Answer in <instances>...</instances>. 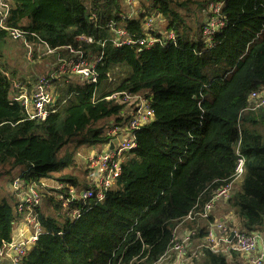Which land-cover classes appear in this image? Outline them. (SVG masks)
<instances>
[{
	"label": "trees",
	"instance_id": "trees-1",
	"mask_svg": "<svg viewBox=\"0 0 264 264\" xmlns=\"http://www.w3.org/2000/svg\"><path fill=\"white\" fill-rule=\"evenodd\" d=\"M217 1L137 0V13L128 15L124 0H91L89 5L84 0H4L10 7L7 29L27 31L31 44L41 40L56 51L44 74L58 71V56H70L67 47L99 61L96 84L56 73L49 115L29 120L20 103L11 100L21 90H10L15 82L30 94L38 77L25 78L0 58V168L18 170L27 185L65 198L69 189L92 190L78 174L77 149L105 143L108 120L120 122L123 106L106 97L141 93L153 110L102 201L75 198L64 205L42 194L35 210L42 234L19 264H157L178 238L181 223L198 247L219 219L186 217L201 211L229 181L236 148L244 157V174L225 200L231 217L226 227L228 232H264V133L259 131L264 130V108L244 112L250 93L264 89V0H224L215 15L208 7ZM193 6L198 13L192 30L186 18ZM147 16L160 17L175 41L148 49L113 43L116 28L134 39L143 36ZM212 17L224 19L226 27L208 47L202 31ZM7 40L8 32L0 30V57ZM74 139V150L59 160L60 149ZM68 168L74 171L63 172ZM40 178L61 187H43ZM11 201L16 199L0 198V247L12 239V222L19 218ZM241 257L202 247L191 264H227Z\"/></svg>",
	"mask_w": 264,
	"mask_h": 264
},
{
	"label": "built area",
	"instance_id": "built-area-1",
	"mask_svg": "<svg viewBox=\"0 0 264 264\" xmlns=\"http://www.w3.org/2000/svg\"><path fill=\"white\" fill-rule=\"evenodd\" d=\"M136 0H124L127 10H131L135 5ZM224 0L211 2L208 9L215 15L219 14ZM10 7L0 0V30L8 32L9 39L14 42L22 43L25 48V57L28 62L33 61L35 49H44L43 55L55 53V50L39 40L38 44H31L26 37L27 31L19 29H7L6 22L9 15ZM135 12L130 11L128 15ZM113 28V25L110 26ZM226 27L224 19L212 17L207 20V25L202 31L203 41L206 46L214 45V37L222 29ZM143 36L133 38L128 36V33L121 28L113 29L116 37L113 43L116 46L121 45H137L149 48L156 43L165 41L174 42L175 38L172 33H166L162 38H158L157 27L153 17H145L142 24ZM160 33V32H159ZM163 35V34H162ZM91 42L90 38H82V40ZM69 57L57 58L58 71L51 70L49 74L39 75L33 85L31 93H27V89L23 85L21 87L13 82L11 86V94L15 89H20L21 93L17 96L12 95L11 100L19 102L24 108L26 116L29 120H45L49 115L50 109L55 101V93L53 88V79L60 74H72L83 82L96 84L98 74L96 72V63L99 60L88 59L80 50H74L67 47ZM56 74V75H55ZM117 105L123 106L122 113L117 117L120 120L118 123L116 118H110L105 130L107 141L102 143V149L94 154H88L85 157L87 163V182L94 186L92 190L75 191L69 189L70 197L65 198L60 194H54L45 189H37L36 186L27 185L24 177L17 175L11 181V188L14 192L16 203L15 211L19 218L13 220V236L12 239L4 243L0 247V262L7 260L8 264H19L21 258L28 252L29 249L42 234V229L38 221L36 208L41 205L42 194L54 195L57 200L64 201V205L75 198L87 200L95 197L97 201H102L108 190L114 185L117 178L121 175L122 164L124 157L136 147V132L138 129L148 124L151 121L153 110L150 106V99L141 93H130L127 91L114 92L106 97ZM264 108V89L250 93L248 97L247 107L244 112H254ZM112 144V148L110 145ZM236 166L233 175L220 189L216 190L214 196L205 203L201 211L189 213L186 220H193L196 217L206 219L211 213L213 205L217 200H227L230 197L231 190L235 182L241 179L244 174V157L236 148ZM84 161V162H85ZM89 178V180H88ZM41 178L38 180L40 183ZM42 185V184H41ZM58 188L61 185L58 184ZM45 187V186H43ZM78 210L73 212L77 216ZM17 221L19 223L17 224ZM17 224V226H16ZM234 232L231 240H228L230 232ZM228 232L225 222L215 221L209 225L207 235L202 241V244L194 250L189 249L191 244V236L193 232L186 231L180 238H176L169 250L177 255L178 261L175 264H181L179 259L187 256L189 260L197 259L202 247L208 248L213 253H222L229 255L230 253H239L249 264H264L263 252L255 255L258 247L262 243V238L259 232L243 233L238 230ZM166 255V254H165Z\"/></svg>",
	"mask_w": 264,
	"mask_h": 264
},
{
	"label": "rangeland",
	"instance_id": "rangeland-1",
	"mask_svg": "<svg viewBox=\"0 0 264 264\" xmlns=\"http://www.w3.org/2000/svg\"><path fill=\"white\" fill-rule=\"evenodd\" d=\"M84 1L88 5L91 2V0H84ZM136 2H137V0L135 1L134 7L131 10H129V12L133 11V12L137 13V10L139 8L137 7ZM172 6L174 8L176 7L175 4H172ZM176 9L179 13H181L182 15H185L184 9H178V8H176ZM197 13H198L197 8L193 6L191 8V11L188 13L189 14L188 18H186V24L192 30L194 29V21H195V17L197 16ZM155 24L157 27V31L162 33L163 34L162 36L164 37L166 35L165 23L162 22V19L160 17H157L155 19ZM2 44L3 43L0 44V47ZM3 46H4V54H1V57H0L2 60L6 61L8 63L16 64V61H20L19 59H21L22 57H25V50L23 51V45L22 44L16 43L12 40H7V42ZM22 51L24 54L23 56H21ZM33 60H34V64L32 63L31 65H28L30 72L32 74H36L38 72H41V74H44L45 69H47L51 65L52 58H51L50 54H46L44 56H37L36 58H33ZM17 66H18V64H17ZM18 74H19V72H18ZM20 74H23L24 76L23 75L22 76L25 78L27 77L26 71H24V70H21ZM103 123L104 122H100V123H98V125H102ZM259 131L264 133V130L262 127L259 129ZM74 146H75V139L72 140L70 143H68L66 146H64L62 149H60V151L57 154V158L59 160L67 159L69 156V153L74 150ZM87 148H88L87 146L81 145L78 147L77 151H80L81 154L84 153L86 155L94 154V153L99 152L102 149V143L96 144V148H94V149H87ZM81 159L83 161H85V158H81ZM81 159H80V157L76 158V160L78 161V165H79L78 166V168H79L78 174H80L83 177L85 175V177H86L87 173H88L87 163H86V161L83 162ZM73 169L68 168V169H65L63 172H65V173L66 172H73L74 171ZM85 172H86V174H85ZM18 174H19L18 170H12L11 171V170H8L7 167H5V168L1 167L0 168V198L1 199H6L8 202H10L11 194H10L9 185L11 183V180ZM86 180H87V178H86ZM88 180H89V178H88ZM40 183L43 186H45L47 188H51V189L59 187L58 184L54 180L41 179ZM11 203L13 204L14 202L11 201ZM227 221H230V220H227ZM260 234L264 238V233L260 232ZM237 260H239V259H237ZM231 261L232 260L228 259L227 264H237L236 260L234 262L233 261L231 262Z\"/></svg>",
	"mask_w": 264,
	"mask_h": 264
},
{
	"label": "crops",
	"instance_id": "crops-1",
	"mask_svg": "<svg viewBox=\"0 0 264 264\" xmlns=\"http://www.w3.org/2000/svg\"><path fill=\"white\" fill-rule=\"evenodd\" d=\"M137 3V2H136ZM128 13H129V10H128ZM42 48V47H41ZM41 48H37V49H35V54H39V55H43V52H44V49H41ZM24 54H23V51H22V53H21V56H23ZM26 57H22L21 59H19L20 61H16V64H14V66H15V68H17L18 69V71L21 73V70H24V71H26V75H27V77L30 79V77H38L40 74H41V72H38V73H36V74H32L31 72H30V70H29V68H28V65H31L32 63L34 64V61H32V62H27L26 60ZM17 64H18V66H17ZM51 66H49L47 69H45V73L48 71V69L50 68ZM30 74H32L33 76H29ZM26 77V78H27ZM94 148H96V145H94V146H92V147H90L89 149H94ZM87 155L86 154H81V152L78 154V156H77V158L78 157H80V159L81 158H85ZM82 160V159H81ZM83 161V160H82ZM84 162V161H83ZM15 178V177H14ZM13 178V179H14ZM12 179V180H13ZM47 180V179H46ZM9 188H10V194H11V196H13V198H15V195H14V193H13V191H12V188H11V184L9 185ZM16 203V202H15ZM15 203H14V205L13 206H15ZM210 214H212V215H215L216 217H217V219H219V221H221V222H225V220H231V217L229 216V214H228V211H227V207H226V205H225V201H223V200H217V201H215V203H214V205H213V208H212V211H211V213ZM19 223V221H17V224ZM17 224H16V226H17ZM183 223H181V224H179L177 227H176V237H181L182 236V234L183 233H185L186 231L185 230H183V229H181V225H182ZM15 228L16 227H14V231H15ZM260 233V232H259ZM261 233H264V232H261ZM261 235V234H260ZM261 238H262V243L260 244V247H258V249H257V251H256V253H255V255H258L259 253H261V252H263V254H264V238L261 236ZM195 249L196 248V246H195V243L194 242H191V244L189 245V249ZM242 258V260H237L236 259V261H237V264H249V263H247V261H246V259L242 256L241 257ZM180 261H181V264H191V260H189V257H187V256H185V257H183L182 259H179ZM178 261V258H177V255L176 254H174V253H172V252H168V253H166V255H164L159 261H158V263L157 264H175L176 262ZM233 262H234V260H232ZM231 261V262H232ZM236 263V262H235ZM0 264H8V261L7 260H3V261H1L0 262Z\"/></svg>",
	"mask_w": 264,
	"mask_h": 264
},
{
	"label": "water",
	"instance_id": "water-1",
	"mask_svg": "<svg viewBox=\"0 0 264 264\" xmlns=\"http://www.w3.org/2000/svg\"><path fill=\"white\" fill-rule=\"evenodd\" d=\"M110 148H112V144L110 145ZM233 234H234L233 231L229 233V235H228V240H231V239H232Z\"/></svg>",
	"mask_w": 264,
	"mask_h": 264
},
{
	"label": "bare ground",
	"instance_id": "bare-ground-1",
	"mask_svg": "<svg viewBox=\"0 0 264 264\" xmlns=\"http://www.w3.org/2000/svg\"><path fill=\"white\" fill-rule=\"evenodd\" d=\"M13 193H14V192H13ZM29 250H30V249H29ZM29 250H28V251H29Z\"/></svg>",
	"mask_w": 264,
	"mask_h": 264
},
{
	"label": "clouds",
	"instance_id": "clouds-1",
	"mask_svg": "<svg viewBox=\"0 0 264 264\" xmlns=\"http://www.w3.org/2000/svg\"><path fill=\"white\" fill-rule=\"evenodd\" d=\"M109 121V120H108ZM108 123V122H107Z\"/></svg>",
	"mask_w": 264,
	"mask_h": 264
}]
</instances>
